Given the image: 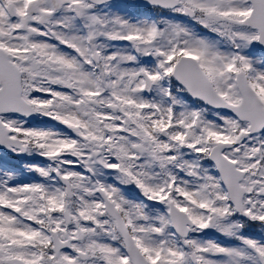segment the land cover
Here are the masks:
<instances>
[{
    "label": "snow or ice",
    "instance_id": "6c2138e0",
    "mask_svg": "<svg viewBox=\"0 0 264 264\" xmlns=\"http://www.w3.org/2000/svg\"><path fill=\"white\" fill-rule=\"evenodd\" d=\"M0 264H264V0H0Z\"/></svg>",
    "mask_w": 264,
    "mask_h": 264
}]
</instances>
